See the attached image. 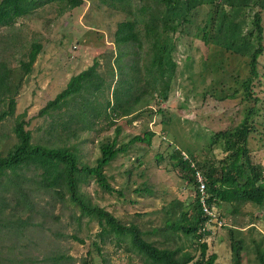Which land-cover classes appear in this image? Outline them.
<instances>
[{
    "label": "rangeland",
    "instance_id": "1",
    "mask_svg": "<svg viewBox=\"0 0 264 264\" xmlns=\"http://www.w3.org/2000/svg\"><path fill=\"white\" fill-rule=\"evenodd\" d=\"M185 2L83 0L77 8L39 7L14 27L0 29V60L18 72V60L32 41L42 44L31 73L23 78L14 115L0 123V156L19 142L14 131L18 122L31 132L34 144L75 149L83 166H95L103 143L116 140L117 147H124L125 152L104 170L115 191L110 193L94 178L85 177L79 182L85 200L110 211L122 224H136L144 238L158 247H180L197 257L199 240L208 244V256L217 255L215 264H264V203L219 202L217 208L225 226L208 227L206 223L203 226L210 233L200 236L203 232L199 230L196 240L181 228H174V223L179 227L185 223L179 218L181 210L187 208L192 219L196 197L194 182L182 176L177 151L201 164L228 162L233 151L225 138L213 146L212 141L223 131H235L253 110L250 155L264 167V53L258 60L260 78L253 81V97L245 98L242 81L251 76L250 62L241 66L233 53L213 44L217 35H227L218 31L217 2L194 0L185 22L178 24L173 9L181 11ZM254 14L251 11L247 16L253 18ZM262 16L264 25V12ZM210 17L212 25L208 26ZM129 20L136 22L139 41L118 45V24ZM155 22L176 25L174 33L168 30L162 35L163 40L172 42L171 57L177 64L168 90L152 94V89L161 86L135 83L130 99L142 94L141 102L134 105L133 114L115 115L113 106L106 109L107 104L113 103L114 92L127 89L129 76H144L151 54L146 26ZM94 64L98 65L93 81L101 86L82 90L55 113V119L75 116L68 129L55 126L52 116H40L48 102ZM149 131L155 133L151 146L132 142ZM23 173L30 192L29 210L21 207L16 214L21 215L20 222L24 221L16 226L15 218L9 222L0 219V258L6 259V264H56L55 258H60L59 264H151L132 246L130 236H101L98 220L83 215L68 194L62 199L53 190H36L33 180L39 171L34 167ZM12 194L8 204L16 207ZM171 210L176 217L167 215Z\"/></svg>",
    "mask_w": 264,
    "mask_h": 264
},
{
    "label": "trees",
    "instance_id": "2",
    "mask_svg": "<svg viewBox=\"0 0 264 264\" xmlns=\"http://www.w3.org/2000/svg\"><path fill=\"white\" fill-rule=\"evenodd\" d=\"M193 1L186 0V6L182 7L181 11L176 10V8L173 9V11H177L176 22L178 24L185 22L187 14L191 11ZM197 1L201 2L203 0ZM210 2H217L215 8L220 16L218 31L227 33L226 37L217 35L213 44L223 50L225 49L227 53H233L236 56V61H239L241 66L243 63L250 62L251 70L249 73H251V76L242 83L245 98L251 99L254 93L253 81L255 78H260L258 60L264 53L262 16L264 0H210ZM82 3L83 0H0V29L14 27L19 19L28 17L42 6L58 5L60 7L77 8ZM251 11L255 13L253 18L247 16V13ZM209 24L212 25L211 17L208 26ZM168 30H172V33H174L176 25H169L167 22L161 24L155 22L146 26L145 36L149 41L151 54L148 65L144 68V76L142 75V78L129 76L127 89L123 92L118 91L117 94L114 92V101L113 103L108 102L106 109L113 106L112 110L115 115H118L119 112L121 116L133 114V111H135L134 105L141 102L142 95H135L134 99H130V93L135 83L144 82L148 86L151 83L160 85V89L151 90L152 94L156 90L161 93L168 90L171 76L177 67L171 57V52L174 50L173 44L163 40L162 36ZM206 36L204 37L207 38ZM138 41L137 25L134 20L123 21L118 24L115 32L116 44L122 46ZM41 49V43L32 41L28 51L22 53V57L18 60L20 72L10 66L7 61L0 60V123L14 115L17 102L16 96L21 88L23 78L31 73ZM97 65L94 64L88 70L74 77L63 92L58 94L54 100L48 102L41 111L40 116H52V122L55 126L61 125L64 129H68V125L75 119V116H70L69 120L55 119V113L59 112L58 110L63 106L69 105L70 100L74 101L75 96L82 90L89 87L98 89L101 86V84L95 85L93 81L97 76ZM123 95L127 97L126 100L123 99ZM105 112L107 113V110ZM253 115L254 111L249 110L243 120L244 122L237 126L235 131H223L212 141L211 146L220 138H225L224 142L233 151V154L227 158L228 162L216 166L213 163H197L196 159L190 158L203 171L207 191L212 194V199L216 202H250L257 205L264 203V167L252 161L249 148V139L254 131L251 129L253 125L250 122ZM14 131L19 142L6 155L0 156V219L9 222L15 218L16 226H20L24 221L20 222L22 217L16 214L21 207L28 209L30 192L25 187L26 178L23 172L29 170L30 167H34L39 171L37 178L33 180L36 184V190H53L62 199H65L66 194H68L69 200L81 208L83 215L98 220L101 226V236H130L132 246L147 259V262L151 264H215L217 255H207L208 244L206 242L201 243L197 240L200 248V255L197 257L190 252H183L180 247L174 249L158 247L144 238L143 232L136 224H122L110 211L93 205L83 198L84 195L79 190V182L83 181L85 177L94 178L100 187L110 193L115 191L108 182L104 170L120 153L125 152L124 147H117L116 140H107L103 143L102 154L97 159L95 166H83L79 163L78 153L73 148L34 144L31 132L25 130L23 122H18ZM72 134L76 137L75 132ZM119 134L120 129L117 130V135ZM154 136L155 133L149 131L144 136L135 137L132 142L145 143L147 146H151ZM181 153L182 151H177V156L180 157L179 166L184 173L182 176L190 183L194 182L193 189H195L196 197L193 205L195 206V214L191 219L188 218L187 208L181 210L179 218L183 219L185 223H182L180 227L174 223V228L175 231L181 228L187 235L195 236L196 240L199 237L197 233L202 229L201 227H203L207 218L198 202V188L192 175L191 164L183 160ZM11 192L17 199L16 207H9L8 197ZM167 215L176 217L177 214L174 210H171ZM198 217L199 221H196ZM207 233L209 232L205 231L200 236ZM232 248L235 250V244ZM1 253L3 254V252ZM54 261L59 264L60 258H55ZM6 262V259L0 258V264H6ZM17 262L19 263V261ZM84 264L88 263L85 261ZM237 264H240L239 261H237Z\"/></svg>",
    "mask_w": 264,
    "mask_h": 264
},
{
    "label": "built area",
    "instance_id": "3",
    "mask_svg": "<svg viewBox=\"0 0 264 264\" xmlns=\"http://www.w3.org/2000/svg\"><path fill=\"white\" fill-rule=\"evenodd\" d=\"M197 179L199 182V192H200V203L205 215L208 218V223H216L219 227L223 225V222L219 219L218 213L216 211V207L214 204H209L208 199L209 196L206 191V185L201 174L197 173Z\"/></svg>",
    "mask_w": 264,
    "mask_h": 264
},
{
    "label": "clouds",
    "instance_id": "4",
    "mask_svg": "<svg viewBox=\"0 0 264 264\" xmlns=\"http://www.w3.org/2000/svg\"><path fill=\"white\" fill-rule=\"evenodd\" d=\"M181 156H182L183 160H186V161H188V162L191 164V168L193 169V174H192V175H193L194 181H195V183H196V187L198 188V192H197L198 202H199V205H200V208H201L203 214L205 215V213H204V211H203V209H202L201 203H200L199 182H198V179H197V173L199 172V173L201 174L203 180H204L205 185H206V180H205L204 173H203V171H202L201 169H199V168L196 166V163H195L194 161H192V160L190 159L189 155L186 154L184 151H182ZM206 191H207V187H206ZM207 194H208V196H209V199H208L209 204H211V205L214 204V205H215V207H216V211H217L218 216H219V219L223 222V225H222L221 227L218 226L219 228H222L223 226H225V223H224L223 219L221 218V215H220V213H219V211H218V208H217V204H218L219 202H216V200L212 199V194L209 193V191H207ZM205 216H206V215H205ZM206 218H207V216H206ZM206 223H208V218H207L206 221H205V224H206ZM205 224H204V225H205ZM214 225H216V223L208 224V227H209V226H214ZM203 227H204V228H203ZM203 227H202V229H200V230H202V232H205V231L209 230V231H207V232L210 233V229H209V228L206 229L207 226H206V227L203 226Z\"/></svg>",
    "mask_w": 264,
    "mask_h": 264
}]
</instances>
